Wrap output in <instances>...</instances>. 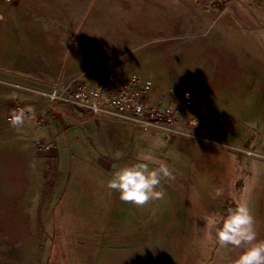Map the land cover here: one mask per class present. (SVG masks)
I'll return each instance as SVG.
<instances>
[{
	"label": "rangeland",
	"instance_id": "rangeland-1",
	"mask_svg": "<svg viewBox=\"0 0 264 264\" xmlns=\"http://www.w3.org/2000/svg\"><path fill=\"white\" fill-rule=\"evenodd\" d=\"M122 2L113 10L108 0H0V264H150L156 254H162L157 264H231L239 254L216 243L207 219L241 201L255 217V189L264 187V82L252 71L256 51L243 47L255 45L264 55V0H195L191 16L163 14V35L184 29L177 34L190 31L195 41L180 40L173 57L171 44L154 47V9H143L148 2ZM235 8L256 29L242 35L214 29L236 24ZM158 52L164 62L155 81ZM94 56L93 86L42 79L59 73L63 60L71 71ZM220 59L227 81L200 90L198 77L218 74ZM115 71L124 79L150 78L147 106L173 110L179 130L195 137L111 117L100 123L92 112L52 99L81 86L99 92ZM171 87L187 90L192 105L177 104ZM17 108L28 115L13 127L7 118ZM216 150L227 159L218 162ZM141 153L167 161L173 179L162 181L161 198L135 205L106 181Z\"/></svg>",
	"mask_w": 264,
	"mask_h": 264
},
{
	"label": "clouds",
	"instance_id": "clouds-1",
	"mask_svg": "<svg viewBox=\"0 0 264 264\" xmlns=\"http://www.w3.org/2000/svg\"><path fill=\"white\" fill-rule=\"evenodd\" d=\"M28 113L18 108L8 117L13 127L24 124ZM150 153L138 154L136 160L117 167L106 181V187L116 190L119 199L135 205L161 198L164 194L162 181L173 179L167 161L159 160ZM207 225L215 232L219 246L240 249L233 264H264V238H258L256 220L246 201L236 203L221 214L210 215Z\"/></svg>",
	"mask_w": 264,
	"mask_h": 264
},
{
	"label": "crops",
	"instance_id": "crops-1",
	"mask_svg": "<svg viewBox=\"0 0 264 264\" xmlns=\"http://www.w3.org/2000/svg\"><path fill=\"white\" fill-rule=\"evenodd\" d=\"M111 2L110 7H112L111 9H115V7H120L123 6L124 7V2L122 1H126V0H108ZM137 1V0H135ZM143 1V0H142ZM146 3L145 5H143V9H147L150 10L153 8L154 9V14H155V25H156V32H155V36L153 37V40L155 41V45L154 47L156 49L158 48H162L164 45L167 44H171V50H170V55H172L171 57H173L174 55V51H175V45L179 44V42L182 41H186L185 39H188V43L189 45L190 42L195 43V41H191L190 37L188 36V34H190L188 32H182L185 35H182L181 37L179 36V34H177L178 32L184 31V29L180 30H175L174 28H169L168 32L169 34L167 35H163V26H162V17L163 14H165L166 16H168L169 18H177L180 14H182L183 12L187 14V16H189L188 14L190 13V16L192 15V13H194L195 11V0H165V1H170L171 5L170 8H168L167 6L164 5V0H145ZM152 1V2H151ZM166 7V8H164ZM232 6H230V4L224 8V10L222 11V14L227 13V9H231ZM146 10V11H147ZM234 12V16H232L233 20L235 21L236 24H231L228 23V25H219L218 28H214L217 29L218 32H223V30L227 31V32H233V33H239L240 35H242L243 30L245 31H249L256 29V25H254L253 22L248 21L249 23L246 22V19H248L247 17L250 16L247 13V17L245 19H243L242 15L244 14V10H240V8H235L233 10ZM242 14V15H241ZM264 15V14H262ZM244 16V15H243ZM245 17V16H244ZM252 19V17L250 18ZM239 23V24H238ZM158 24V25H157ZM158 26V27H157ZM172 26V25H171ZM173 27V26H172ZM213 25L208 26V30H206L205 32H210L211 29L213 28ZM204 32V33H205ZM177 34V35H176ZM198 37V36H197ZM205 37V35H202V38H200V40L203 41V38ZM150 39L148 40H143L142 42L132 45L130 46L131 49L133 48H142L144 47L147 43H149ZM198 41V40H196ZM250 42V41H248ZM182 43V42H181ZM187 43V42H186ZM247 43V42H245ZM173 44V45H172ZM176 45V46H177ZM239 48L242 47V42H240ZM248 45V44H247ZM243 46L246 49H254L256 51V58H252L251 60V65H252V71H256L258 74V78L261 79L264 82V74H262V72H264V55L259 51V49H257L258 47L255 45H248V46ZM66 55V54H65ZM65 55L64 58L65 59ZM82 55V54H80ZM254 56V57H255ZM74 62V61H73ZM163 55L162 53L158 52V54L156 55V60H155V65H156V71H155V81H157L161 76L159 74V71L157 69V66H162L163 65ZM215 64V69L218 70V74H212V73H206L207 75L202 74L201 76H199V81L202 84V87H199L200 90H202L203 88L208 87V88H212L211 87V82H213L214 80H218V82H223V81H227V75L225 73H221L220 70V66L218 67V65H223L225 64L222 59L220 60H215L214 61ZM86 63V62H85ZM74 63L69 62V65H73ZM90 65L86 66L85 68H78V69H72L71 71L68 70V62L66 63L65 60H63L62 62V68L59 70V73H55L54 70L48 74H46L42 79L44 80H48V81H52V80H62V81H72L75 79H81L83 81L89 82L91 84V86H93L95 84V82L98 79V74H99V62H98V58L97 56H94V58H90ZM198 65V63L196 64ZM219 68V69H218ZM68 70V71H67ZM203 70V68H202ZM220 71V72H219ZM223 71V70H222ZM111 73H116L115 72H111ZM204 73V70L203 72ZM110 74V72H108L106 75ZM174 77H171V80ZM190 75L188 78V71H187V81L190 79ZM232 78V76L230 77ZM235 79V78H234ZM187 90H183L182 88H170V92L171 94H175L176 96H180L183 94V92H186ZM188 92V91H187ZM209 92H211L209 90ZM218 95H221V91L218 90V92L216 93ZM80 112L88 114L87 112H85L84 110L82 111L80 109ZM193 113H195V111H193ZM97 129V128H96ZM1 140V139H0ZM192 140V139H191ZM222 153V154H221ZM214 154L218 157V162H221V160H225L227 159V154H225L224 152H222L221 150H216L214 152ZM228 159H230L228 157ZM255 176V174H253ZM264 186V185H263ZM254 204H255V220H256V229H257V233H258V238H264V187H262V189H255V194H254ZM210 203H207V206H209ZM210 210V209H209ZM223 213L224 212V208H222L221 210ZM173 229V230H172ZM172 240L174 238L173 233L174 232V228L172 227ZM159 229L155 230L154 232L156 233ZM160 238V237H159ZM147 239V237H146ZM162 254H160L159 256L154 255L153 256V260H151L150 264H157V261L159 260V257H161ZM235 255L233 254L232 256H230L229 258V262L231 264H233V261L235 259ZM162 259V257H161ZM162 263V261H161Z\"/></svg>",
	"mask_w": 264,
	"mask_h": 264
},
{
	"label": "built area",
	"instance_id": "built-area-1",
	"mask_svg": "<svg viewBox=\"0 0 264 264\" xmlns=\"http://www.w3.org/2000/svg\"><path fill=\"white\" fill-rule=\"evenodd\" d=\"M151 85L150 78L132 75L124 79L115 74H108L104 79L103 89L99 92L81 86L61 96L52 95V99L59 98L66 104L92 112L100 123L103 117H111L144 130L154 129L173 135L195 137L191 133L179 130L173 110L147 106L146 96ZM192 102V95L189 92H183L177 104L191 106ZM230 206L233 205L226 204L225 209Z\"/></svg>",
	"mask_w": 264,
	"mask_h": 264
}]
</instances>
